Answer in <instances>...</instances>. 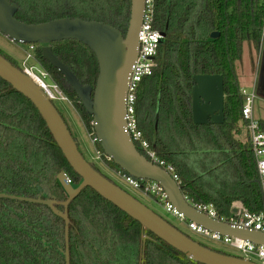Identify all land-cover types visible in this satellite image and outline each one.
<instances>
[{"label": "trees", "instance_id": "1", "mask_svg": "<svg viewBox=\"0 0 264 264\" xmlns=\"http://www.w3.org/2000/svg\"><path fill=\"white\" fill-rule=\"evenodd\" d=\"M8 1L18 8L14 18L27 24L77 18L109 24L124 33L130 14V0ZM152 1L153 28L164 37L152 75L143 78L137 90L138 130L157 157L174 168L188 200L212 203L224 217L229 216L236 200L250 213H259L262 198L250 144L234 140L233 133L242 122L243 105L235 66L244 42L260 49L264 0ZM212 32L219 36L210 39ZM34 46L36 62L91 131V117L75 93L42 59L40 46ZM50 47L81 84L94 87L98 65L86 46L63 41ZM0 56L20 70L1 51ZM195 75L222 76V124H193L191 79ZM259 127L264 132V120H259ZM95 149L103 155L97 142ZM108 165L120 172L111 161ZM59 173H64L73 187L81 182L35 107L0 79V193L53 200V209L62 214L67 196L57 181ZM66 215L69 264H200L188 260L91 188H84L69 203ZM64 252V221L50 208L0 199V264H65Z\"/></svg>", "mask_w": 264, "mask_h": 264}, {"label": "water", "instance_id": "2", "mask_svg": "<svg viewBox=\"0 0 264 264\" xmlns=\"http://www.w3.org/2000/svg\"><path fill=\"white\" fill-rule=\"evenodd\" d=\"M145 0H130V14L125 36L109 24L81 19L62 18L41 24H27L14 18L18 8L8 0H0V34L14 43L40 46L41 56L55 69L75 93L86 115L91 117L94 139L105 157L119 168L122 175L134 180L157 183L168 202L189 222L221 236L264 245V235L237 229L209 219L186 201L178 183L163 168L148 161L135 148L125 133V94L132 66L137 59L138 32ZM219 33L212 32L210 39ZM164 36L162 35V38ZM76 41L86 46L98 65L94 87L81 84L73 72L52 52L50 45ZM0 79L25 97L38 111L71 169L80 177L77 187L67 183L64 173L57 181L67 196L62 203L64 213L53 209V200L23 198L0 193V199L45 205L64 221L65 264H69L66 209L84 189L91 188L104 200L137 221L145 230L179 251L188 260L200 264H255L207 249L188 238L129 194L96 172L80 154L61 116L42 91L19 69L0 56ZM191 113L195 125L224 122V88L220 75H195L191 79ZM256 94L264 99V42L256 85ZM230 212L235 214V208Z\"/></svg>", "mask_w": 264, "mask_h": 264}, {"label": "built area", "instance_id": "3", "mask_svg": "<svg viewBox=\"0 0 264 264\" xmlns=\"http://www.w3.org/2000/svg\"><path fill=\"white\" fill-rule=\"evenodd\" d=\"M153 16V1L145 0L142 21L138 32L137 59L132 66L125 94L124 130L141 155L153 164L163 168L171 175L172 179L178 183V177L175 174L174 168L157 157L156 153L150 149L148 142L137 128L135 114L137 90L143 78L152 75L153 68L156 66L155 59L158 47L163 39L162 34L153 28ZM27 49L25 59L21 62L20 71L42 91L51 103L52 101L70 103L59 86L52 80L48 72L42 69L36 62L34 56L36 47L34 45H27ZM27 61H33L35 63L39 68L38 74L34 72L33 66H28ZM239 94L243 98L241 119L242 124L246 128L250 149L255 162L262 198V211L259 213H250L240 201H236L231 204L230 210L231 208H235L237 212L235 214L230 212L228 217H224L218 214L212 203H193L186 197L185 199L193 209L211 220L228 224L233 228L250 232H259L264 235V132H262L259 127V120L254 117V106L258 100V96L256 94L255 85L250 91L241 88ZM90 126L92 129V121ZM88 136L91 138L92 144L95 147L96 141L94 139V133L92 132L88 134ZM95 154L97 156L96 158L103 161V163L110 161L109 158L100 154L96 149ZM116 174L121 178L123 183L131 189L139 191L145 196L154 198L156 203L161 204L163 210L167 214L183 224L191 233L234 249L240 254L239 258L241 259L255 264H264V245H255L241 239L221 236L193 222H189L168 202L166 194L157 183L134 180L131 177L122 175L121 172H116ZM67 183L72 185L68 177Z\"/></svg>", "mask_w": 264, "mask_h": 264}, {"label": "rangeland", "instance_id": "4", "mask_svg": "<svg viewBox=\"0 0 264 264\" xmlns=\"http://www.w3.org/2000/svg\"><path fill=\"white\" fill-rule=\"evenodd\" d=\"M263 39L264 36L262 37L261 45ZM260 49L256 51L253 46L247 42H244L242 44V56L235 66L239 90L241 88H244L247 91H250L252 89L253 69L255 65H257L258 56L261 51ZM27 50V45L14 43L0 34V51L2 52L3 56L13 60L18 68L21 67V62L24 61ZM27 62L28 66H33L34 72L38 74L39 68L35 65V63L33 61ZM254 75H256V69ZM52 104L66 123V126L72 138L74 139L79 152L81 153L83 158L93 166V168H95L103 176L109 179L118 188L129 194L142 205L147 207L149 210L154 212L171 226L175 227L198 244H201L210 250L235 257H240V254L237 251L228 246H225L218 242L210 241L191 233L183 224L179 223L177 220L167 214L163 210L161 204L156 203L154 198L145 196L139 191L133 190L125 185L121 178L117 176L116 172L112 168H110L107 161L103 163V161H100L96 158L97 156L95 154V147L92 144L91 138L88 136V134H91L93 130L91 129L90 131L89 129L85 128L74 106L71 103H66L63 101H52ZM254 117L258 120H264V101L260 100L259 97L254 106ZM237 129V132H235L234 134L236 140L246 142V128L243 127L242 122L238 124ZM253 261L256 262L255 260Z\"/></svg>", "mask_w": 264, "mask_h": 264}, {"label": "crops", "instance_id": "5", "mask_svg": "<svg viewBox=\"0 0 264 264\" xmlns=\"http://www.w3.org/2000/svg\"><path fill=\"white\" fill-rule=\"evenodd\" d=\"M263 42H264V39H263ZM263 42H262V45H261V49H260L261 51H260V54H259V56H258L257 65H255V67H254V69H253L252 87L255 85V89H256V85H257V79H258V73H259V67H260V61H261V54H262ZM255 69H256V75H254ZM243 89H244V88H243ZM260 100H263V101H264V99H260ZM243 127H245V126L243 125ZM237 130H238V129H236L235 132H237ZM235 132L233 133V138H234V140H236V138H235V136H234ZM246 135H247V132H246ZM247 140H248V135H247ZM236 141H238V140H236ZM238 142H240V143H246L247 141H246V142L238 141ZM226 150H227V149H226ZM197 153H202V152H197ZM227 153H229V151H227ZM236 201H238V200H236ZM236 201H234V202H236ZM232 203H233V202H232ZM232 203H231V204H232Z\"/></svg>", "mask_w": 264, "mask_h": 264}, {"label": "flooded vegetation", "instance_id": "6", "mask_svg": "<svg viewBox=\"0 0 264 264\" xmlns=\"http://www.w3.org/2000/svg\"><path fill=\"white\" fill-rule=\"evenodd\" d=\"M122 35L123 36H125V32L124 33H122ZM61 116V115H60ZM62 117V116H61ZM63 119V118H62ZM64 121V120H63ZM65 123V122H64ZM65 125H66V123H65ZM67 127V126H66ZM81 154V153H80ZM75 188V187H74ZM38 198H40V197H38Z\"/></svg>", "mask_w": 264, "mask_h": 264}]
</instances>
